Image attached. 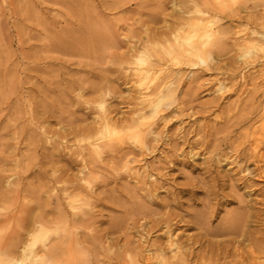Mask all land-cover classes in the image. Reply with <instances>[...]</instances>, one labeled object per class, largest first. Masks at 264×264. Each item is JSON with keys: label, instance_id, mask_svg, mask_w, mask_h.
I'll return each mask as SVG.
<instances>
[{"label": "rangeland", "instance_id": "1", "mask_svg": "<svg viewBox=\"0 0 264 264\" xmlns=\"http://www.w3.org/2000/svg\"><path fill=\"white\" fill-rule=\"evenodd\" d=\"M192 1L205 6L204 0H0V235L27 230L24 243L39 218L61 230L72 214L65 189L80 185L84 190L80 177H87L91 186L73 191L88 202L82 210L91 219L78 236L109 234L104 249L77 253L78 261L113 262L109 258L125 236L110 228L116 219L125 222L124 208L130 206L175 213L173 228L183 240L202 231L197 219L215 230L237 221L246 207L242 227L264 237V221L257 219V214L264 217V173L256 169L264 162H245L238 155L249 153L255 140L264 152V53L246 52L241 40L253 31L264 34V0H225V9L213 3L206 7V15L218 14L214 28L224 32L206 64L175 65L166 56L167 70L174 74L173 95L160 112L166 120H152L153 148L140 156L128 142L99 157L86 148L102 114L99 102L104 101L108 116L123 122L140 107L139 92L158 81L135 83L127 61L145 39H160L166 30L201 15L193 14ZM127 161L133 169L124 167ZM89 168L94 172L89 174ZM6 212L12 224L5 223ZM137 231L127 229L133 243ZM157 234L144 232L151 239ZM90 245L85 243L86 250ZM245 245L236 253L248 250ZM231 256L213 263L234 264ZM199 261L212 264L208 256Z\"/></svg>", "mask_w": 264, "mask_h": 264}, {"label": "bare ground", "instance_id": "2", "mask_svg": "<svg viewBox=\"0 0 264 264\" xmlns=\"http://www.w3.org/2000/svg\"><path fill=\"white\" fill-rule=\"evenodd\" d=\"M191 3L194 5L193 14L196 12L201 15L192 16L186 19L183 24L181 22V24L184 25L183 27H172L173 29L170 28V30H166L167 32L165 31L163 33H161L162 31L160 30L162 36H160V39L149 37L148 39H145L144 42L139 43L140 45H138L136 49L134 48L135 50L131 53L130 56L133 60L127 61V70L129 69L131 71L132 78L134 79L133 81L135 83L139 82L140 84L148 78H152L153 80L156 79V81H158L153 83L155 81L154 80L152 82L153 85H149L147 87L145 86V91H138L141 98L138 103L141 105L134 111V114L125 122L120 120L116 121L108 116L104 101L102 100L98 103L102 110V114L99 116V120L97 121L98 125L93 130L92 135L94 134V136H89V138L91 137L92 139L88 141L86 146L92 155L99 157L102 152L109 153L120 151L122 147H124L123 145L128 142L137 146L140 156H143L146 150L153 148V146L150 145V139L148 138V134L150 135V133L153 132L152 126L155 125L152 120L157 117L166 120V117L164 115L161 116L160 112L163 110L164 102L166 100H170L173 95V89L170 87V80L173 79H171V77H173L174 74L167 70L168 67L165 61L166 56L169 57L170 61L175 65H197L199 63L206 64L208 62L207 60L211 57L210 52L213 51L214 47L219 48L221 45V36L224 32L214 28V24L217 22L218 14L206 15L208 14L206 7L213 3L216 4L215 8H219V10L223 9L227 5L225 0H204L205 6L203 7L200 6L199 1H192ZM216 12L220 13L218 11ZM230 12H234V10H231ZM253 32L249 33L247 38L245 37L244 39H241L243 40V47H245V49L248 48V51L246 52H249V49H251L248 47L249 45L262 47V44H264V41H262V36H264V34L255 36ZM154 35L158 37L157 33ZM159 40L161 50L156 49V46H158L157 41ZM253 50H255V48ZM147 52L148 55H146ZM249 60H251V58ZM255 60L257 61V59ZM249 62L252 64V61ZM253 64H255L254 61ZM173 82L175 81L173 80ZM261 139V142H264V138ZM260 145L262 144L255 140L254 145H251L250 148H248L249 153L242 152L238 155L241 156L242 161L245 162L248 160H252L254 162H264V152H259V149L261 148ZM85 163L88 165V160H86ZM129 163L130 162L127 161L126 164H124V167L131 170L133 167L129 166ZM86 168L87 167L85 165V169ZM246 168L247 167H245V169ZM256 169L259 170L258 173L260 175L264 173V168L261 169L258 167ZM91 170L89 168L88 173L91 172ZM149 171L150 170H148V173ZM243 171L241 169V172ZM134 174L136 175V180L138 181L140 179L139 171H135ZM148 176H152V174ZM80 178V180L84 181V185L86 186H84V190H81L86 191L85 188L91 186V179L87 177ZM79 186H72L71 191H67L68 189H65L66 198L69 200L67 204L69 205L72 214L68 213L69 216L63 221L59 219L62 221V224L60 225L61 230L57 227L59 232L53 230L52 222V224L49 223L52 225L51 229L50 225L47 223L48 219L44 220V218H39L32 221L35 226L30 232H27L28 234L25 236L26 241L24 243H21V237L27 230L24 231L23 228L21 229L23 230V234L11 232L0 235V264H96L95 261H92L91 263L90 260L88 259V261L86 258L78 261L77 253L85 251L93 252L96 251V249H104L105 247L103 244L105 242V235L109 234V230L108 232L106 230L99 235L96 233L91 234L89 237H87V235L78 236L77 230L81 227L86 228L87 222L91 220L87 219L90 218L87 217L89 211L82 210L84 208L82 206H87L88 202L73 192L77 188L80 190L81 187ZM71 192L74 194H71ZM80 200H82V202L78 203L77 201ZM124 209L127 213H129V216L125 222L123 219L114 220L110 229L115 232H110L116 233L117 231L119 233H123L125 240L123 244L119 245L118 250L109 258L110 260L112 259L113 262L109 263L108 261V264H201L199 259L204 256H208L209 263L214 264L213 262H219V260H224L227 256L231 255L235 257L233 260L234 264H244V262L246 264H264V260H262V258H264V237L261 238L257 236L255 232L242 227L244 213L248 210L246 207H242L243 213L241 214L243 215H240L237 221H226L221 227L215 230L204 228L203 221H201V219H197L198 221L196 224L202 229V231L196 235L189 234L184 240L177 235L175 229L173 228L176 224V221L174 222V219L177 216L175 213L167 211L158 215V213H154V211L145 212L144 210H141V208L135 209L133 206ZM75 210H82V212L78 214ZM257 215L258 221H264V217H261L260 214ZM58 216L60 215H57L56 217ZM248 217H251V215L247 216V220ZM3 218L6 224L11 223L9 212H6ZM55 220L58 222L57 219ZM56 222L54 224H58ZM28 224L30 225V221ZM18 225L20 226V222ZM23 225L21 224L22 227ZM129 228H136L138 230L137 232L139 237L137 240H134L135 243L126 237L127 229ZM18 230L20 231V229ZM151 231L158 232L156 238H148L147 235ZM52 232L55 233L56 236H54V234L53 236L56 239L50 237ZM144 232L147 234L146 236H144ZM163 235L164 241L160 240L163 239ZM211 235H224L229 236V238L223 241L212 240L209 237ZM87 242L92 244L90 245L92 246L91 250L90 248L86 250L87 247L85 246V243ZM111 242L110 243L112 245L117 243H114L112 240ZM244 243L249 246V249H246V251L244 250V252H238L237 254L236 251H238L239 245ZM230 251L232 252L230 253ZM97 252L94 254H97ZM226 263H228L227 260Z\"/></svg>", "mask_w": 264, "mask_h": 264}, {"label": "clouds", "instance_id": "3", "mask_svg": "<svg viewBox=\"0 0 264 264\" xmlns=\"http://www.w3.org/2000/svg\"><path fill=\"white\" fill-rule=\"evenodd\" d=\"M249 48H255L256 51L260 52V53H264V47H260V46H255V45H249ZM255 59V57H253V60Z\"/></svg>", "mask_w": 264, "mask_h": 264}]
</instances>
